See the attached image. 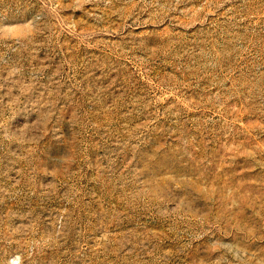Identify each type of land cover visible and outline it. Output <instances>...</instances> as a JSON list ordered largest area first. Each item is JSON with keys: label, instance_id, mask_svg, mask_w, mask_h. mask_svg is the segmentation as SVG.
<instances>
[{"label": "rangeland", "instance_id": "obj_1", "mask_svg": "<svg viewBox=\"0 0 264 264\" xmlns=\"http://www.w3.org/2000/svg\"><path fill=\"white\" fill-rule=\"evenodd\" d=\"M0 264H264V0H0Z\"/></svg>", "mask_w": 264, "mask_h": 264}]
</instances>
